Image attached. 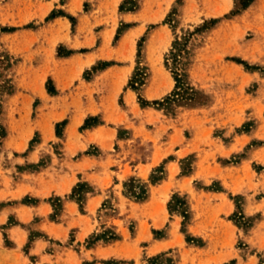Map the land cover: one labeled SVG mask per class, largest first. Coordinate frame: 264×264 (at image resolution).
Masks as SVG:
<instances>
[{
  "label": "rangeland",
  "instance_id": "obj_1",
  "mask_svg": "<svg viewBox=\"0 0 264 264\" xmlns=\"http://www.w3.org/2000/svg\"><path fill=\"white\" fill-rule=\"evenodd\" d=\"M124 1L0 0V29L18 28L0 32V43L18 62L16 93L0 97V134L6 131L0 136V212L9 208L0 224L1 246L12 250L21 241V264H50L42 254L56 255L55 264H264V0L238 15L232 13L242 8L241 0H135L129 17L120 12ZM52 13L75 20H47ZM212 19L220 22L204 29ZM177 38L187 39L181 60L189 85L200 92L198 102L143 107L139 96L161 102L175 89L165 58ZM60 47L97 59L73 77L78 82L94 80L101 71L94 67L103 62L128 70V88L138 80L133 102L123 94L117 99L126 125H112L117 135L108 153L92 144L67 155L64 126L59 136L56 128V139L41 141V130L54 120L41 121L45 110L30 94L35 75L55 65ZM102 79L96 96L120 88L119 78ZM74 91L72 85L67 92ZM134 105L140 106L136 112ZM85 124L71 136L74 143L84 141ZM38 143V159L30 163L27 155ZM83 155L103 158L78 176L70 194L44 198L52 208L47 216L24 222L19 208L42 202L35 193L46 186L44 179L61 163L72 169ZM151 176L163 179L152 184ZM134 179L148 185L145 200L128 195ZM97 194L101 203L88 206ZM178 198L187 202V218L175 209ZM47 221L63 224L62 232H51ZM158 242L162 246L149 256ZM9 258L0 253V264Z\"/></svg>",
  "mask_w": 264,
  "mask_h": 264
},
{
  "label": "crops",
  "instance_id": "obj_2",
  "mask_svg": "<svg viewBox=\"0 0 264 264\" xmlns=\"http://www.w3.org/2000/svg\"><path fill=\"white\" fill-rule=\"evenodd\" d=\"M122 1L123 0H118V3ZM124 15L129 17L133 15V12H124ZM59 18H64V16H58L54 18V20L56 21ZM59 33H62V30H60ZM66 63H70L71 65L66 67ZM96 63L97 59H95L92 52H87L85 57H81L76 51L66 57H60L57 54L54 66L50 69L48 67L41 68L35 75L36 89L30 94L33 99L32 102H38L42 109L45 110L43 112L44 116L41 115V121H45L43 119H46L48 116L54 120L47 130H41L40 135L42 143L56 139V125L67 120V124L64 126L63 131L64 136L69 137V139L66 140L68 142H66L65 148L67 155H76L79 152L87 150L92 144H97L104 153L109 152L114 141L113 138H116L117 135V130L112 127V125H126V117L119 114L117 111V99L123 94L124 100L133 102L132 99H134L136 92L128 88V85H126V81L124 80L125 76H127L128 70L124 69V67H118V69H116L115 65L109 66L105 69L103 68V70L94 74V80H83L85 84L73 79L78 72L81 76L84 71L91 70ZM43 66L46 65L44 64ZM108 76L113 77L112 82H115L116 78H119L118 83L120 84V88L118 91H107L100 96H96L95 93L99 90V85H96V83L99 79L103 78L102 80H104V78ZM49 79L53 81V87L56 90L53 94H50L46 89V83ZM72 85H75V91L68 94L67 91ZM138 108L140 109V106L138 107L134 105L132 110L136 112L139 110ZM129 112H131V110ZM89 118L97 119V123L85 130L86 136L82 143H77L76 141V143H74L71 136L74 135L75 137L80 127L83 126ZM102 133L108 135V137L102 135ZM40 145L41 143H38V146H33L29 150L27 155L28 162L34 163L37 161L38 158L36 157V153ZM100 158H103V156L83 155L81 159L74 163L72 169H66L65 163H61V167L58 171L54 172L48 179H44L46 180V186L44 189L35 193L38 198L43 199L42 202L33 206H22L19 208V212H21L22 216L21 219L24 222H29L34 216H47L52 211V208L50 204L44 201V198L52 195L65 197L67 194H70L74 185L79 181L78 176L85 173L93 165L99 164ZM61 161L65 162V158ZM84 178L85 177L83 176L82 179ZM93 183H96L98 186L100 185V181L98 180L93 181ZM102 200L103 199L99 194L94 195L91 197L88 206L95 207L99 205ZM67 206L72 212L77 210V206L74 202H67ZM8 210L9 208H5V210L0 212V224L6 222L4 215ZM45 226L49 228L51 232L61 233L63 224L47 221ZM13 232H18V230L14 229ZM159 244L161 243L158 242L149 247V256L156 254V251H154L153 248L155 249L157 246H162ZM22 245L23 243L21 241H17L16 248L6 250L1 246L0 242V253H8L11 257L5 264H21L22 261L19 258L17 250ZM38 246H40V244ZM37 249L35 253L40 254L41 251ZM102 249L106 250L108 253L107 247ZM39 258L42 262L50 264L58 262L57 256L53 254H42Z\"/></svg>",
  "mask_w": 264,
  "mask_h": 264
},
{
  "label": "trees",
  "instance_id": "obj_3",
  "mask_svg": "<svg viewBox=\"0 0 264 264\" xmlns=\"http://www.w3.org/2000/svg\"><path fill=\"white\" fill-rule=\"evenodd\" d=\"M135 0H125L122 5L120 6V12H134L137 9V6L135 5ZM243 2L242 8L234 11L232 15H238L242 10H245L249 8L255 0H241ZM127 5H131L128 7ZM173 13L175 14V11H173L165 21L166 24H171L170 20L173 17ZM58 16H67L64 14L57 15L56 13H52V15L47 19H54ZM72 22H74L75 18L71 16H67ZM220 20L218 19H212L209 23H206L204 25V29H209L210 27L215 26L218 24ZM27 28H31V26H28ZM18 30V28H1L0 32L1 33H14ZM121 34V29L119 30L116 39L118 40ZM186 42L181 41L180 39H176L173 44V48L170 51V54L165 58V66L166 68L172 73L174 79H175V89L172 92L170 96L165 98L163 101H154V102H149L147 100H142V97L139 96L140 103L143 107L151 106V105H159V106H164V107H170L173 103L175 102H183L185 105H193L198 102V97L200 96V92L191 87L187 81V74L185 72V69L183 67V61L182 55L184 54L185 51H187L186 47ZM141 44L139 45V48L141 49ZM83 52V51H82ZM73 50H69L67 52L62 51V47L59 48L58 50V56L60 57H66L71 54H73ZM170 56V57H169ZM172 60V64L171 61ZM237 63L245 65L247 69H256L255 67H251L248 63L236 59L235 60ZM18 62L17 60L13 57V55L3 47V45L0 43V97H11L16 93V84H15V79L13 75V71L15 67L17 66ZM115 63L112 62H103L102 67H94V69L97 70H103V68H107L109 66H113ZM143 75L140 74L139 77H142ZM137 79V78H136ZM141 80V79H140ZM142 81V80H141ZM138 85V80H135V78L130 82V87L135 90L139 91V88L136 86ZM141 85H144V82H142ZM47 90L50 94H53L56 92V90L53 87V81L51 79L48 80L47 82ZM1 106V103H0ZM91 119L86 120L85 128H89L93 126L95 123H89ZM67 124V120L58 123L56 125L57 128V134L58 136L60 135L59 128L61 126H65ZM2 138L6 137V131L3 129L2 133L0 134ZM151 183L156 184L160 182L163 177H154L151 176ZM128 187V195L137 199V200H145L148 197L149 194V189L148 185L143 184V183H138L137 180H132ZM77 190V189H76ZM74 190V193L76 192ZM178 202H180V206L176 207L175 209L178 210L182 215L187 218L189 211L187 209V202L186 201H181V199L178 198ZM178 208H181L180 210ZM118 237L115 235L111 239H117Z\"/></svg>",
  "mask_w": 264,
  "mask_h": 264
},
{
  "label": "bare ground",
  "instance_id": "obj_4",
  "mask_svg": "<svg viewBox=\"0 0 264 264\" xmlns=\"http://www.w3.org/2000/svg\"><path fill=\"white\" fill-rule=\"evenodd\" d=\"M228 3V2H227ZM225 5V4H224Z\"/></svg>",
  "mask_w": 264,
  "mask_h": 264
}]
</instances>
